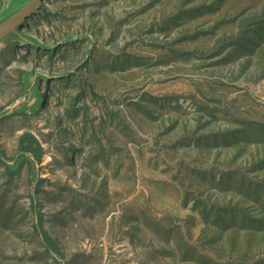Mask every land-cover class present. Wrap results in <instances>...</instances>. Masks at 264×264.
<instances>
[{"label":"rangeland","instance_id":"1","mask_svg":"<svg viewBox=\"0 0 264 264\" xmlns=\"http://www.w3.org/2000/svg\"><path fill=\"white\" fill-rule=\"evenodd\" d=\"M0 264H264V0H44L1 40Z\"/></svg>","mask_w":264,"mask_h":264},{"label":"trees","instance_id":"2","mask_svg":"<svg viewBox=\"0 0 264 264\" xmlns=\"http://www.w3.org/2000/svg\"><path fill=\"white\" fill-rule=\"evenodd\" d=\"M19 158L30 163H40L42 158V148L37 139L30 134H23L18 140ZM42 241L46 248L52 252L56 251L54 243L48 235L41 232Z\"/></svg>","mask_w":264,"mask_h":264},{"label":"water","instance_id":"3","mask_svg":"<svg viewBox=\"0 0 264 264\" xmlns=\"http://www.w3.org/2000/svg\"><path fill=\"white\" fill-rule=\"evenodd\" d=\"M44 0H30L8 21L0 25V41L12 33H16L20 25L41 11Z\"/></svg>","mask_w":264,"mask_h":264}]
</instances>
